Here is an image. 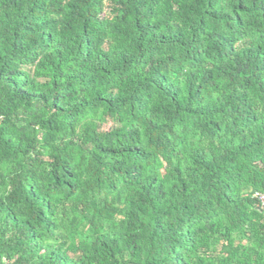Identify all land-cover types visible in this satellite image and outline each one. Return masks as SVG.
Here are the masks:
<instances>
[{
	"label": "trees",
	"instance_id": "16d2710c",
	"mask_svg": "<svg viewBox=\"0 0 264 264\" xmlns=\"http://www.w3.org/2000/svg\"><path fill=\"white\" fill-rule=\"evenodd\" d=\"M264 0H0V264H264Z\"/></svg>",
	"mask_w": 264,
	"mask_h": 264
},
{
	"label": "built area",
	"instance_id": "2783aa9c",
	"mask_svg": "<svg viewBox=\"0 0 264 264\" xmlns=\"http://www.w3.org/2000/svg\"><path fill=\"white\" fill-rule=\"evenodd\" d=\"M254 197L256 199H258L260 206H261V209H262V212L264 214V192H257L254 194Z\"/></svg>",
	"mask_w": 264,
	"mask_h": 264
}]
</instances>
